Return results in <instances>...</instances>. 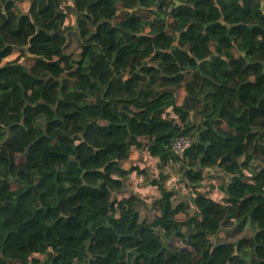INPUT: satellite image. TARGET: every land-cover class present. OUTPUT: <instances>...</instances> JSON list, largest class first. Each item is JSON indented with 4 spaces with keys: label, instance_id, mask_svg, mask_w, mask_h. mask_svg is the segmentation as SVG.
<instances>
[{
    "label": "trees",
    "instance_id": "obj_1",
    "mask_svg": "<svg viewBox=\"0 0 264 264\" xmlns=\"http://www.w3.org/2000/svg\"><path fill=\"white\" fill-rule=\"evenodd\" d=\"M18 1L0 0V264H264L259 0ZM133 146L160 158L151 204L120 195L150 174L124 167Z\"/></svg>",
    "mask_w": 264,
    "mask_h": 264
},
{
    "label": "crops",
    "instance_id": "obj_2",
    "mask_svg": "<svg viewBox=\"0 0 264 264\" xmlns=\"http://www.w3.org/2000/svg\"><path fill=\"white\" fill-rule=\"evenodd\" d=\"M258 2H260L261 6L264 7V0H259ZM70 3H72V0H66V2H65V4H70ZM31 5H32L31 0H20V1H18V7L21 9V11L26 12V13L30 12ZM122 9L124 10V8H122ZM157 9H158L157 6L142 7V6L138 5L134 9H130V10L131 11L135 10L137 12V14L140 15V17L143 19H146L148 21H155V19L157 18ZM120 11H121V7H118V13L124 12V11H121V12ZM72 14H74L73 11H72ZM79 52L77 54H79ZM26 64H29V62H26ZM154 64H156V61H154ZM29 66H31V67L34 66L33 62L31 64H29ZM76 68H77V65L75 66V68L73 70H75ZM61 95L64 96V92H61ZM167 111L169 113L172 112V108H169ZM190 118H191L190 123H195L196 125L202 124V119H203L202 115H200V114H194L193 115L191 113ZM141 151L142 150L133 146L131 148L130 158L133 159V157H135L134 161L136 163H139L140 167L149 168L150 169L149 172L153 173L156 170V167L159 165L160 158L158 156L153 157L150 154H147L146 153L147 151H142V152ZM142 153H144L143 156H142ZM128 161L126 160L124 162V167L126 169H129L128 168V165H129ZM165 173H167L166 170H165ZM167 176H168L167 177V183L168 184L166 183V186L170 189H175L176 191H179L177 189V185L179 186V185H181V183H179L178 180L175 179L174 175L167 173ZM146 178L148 179V181L145 182L147 184L145 187H139L138 183H133L132 179L129 178L128 181L125 182L124 188L122 189L120 195L122 197H128L132 193H137L139 195L145 196L148 199V202L150 203L152 196L149 194L152 193L153 196L159 195V190H158L156 185H153L151 183L152 178H148V177H146ZM138 181H139V179H138ZM174 181L175 182L177 181V185L173 186V184H171V183H174ZM204 183H203V185H204ZM203 185L201 187H199V191H201V189H203ZM207 190H208V188H207ZM222 193L225 194L223 191H222Z\"/></svg>",
    "mask_w": 264,
    "mask_h": 264
},
{
    "label": "rangeland",
    "instance_id": "obj_3",
    "mask_svg": "<svg viewBox=\"0 0 264 264\" xmlns=\"http://www.w3.org/2000/svg\"><path fill=\"white\" fill-rule=\"evenodd\" d=\"M121 5V4H120ZM119 5V7H121V11H123V7L122 6H120ZM120 11V12H121ZM122 13V12H121ZM121 17H119L118 18V20L120 19ZM78 56H79V54H78ZM32 62H29V64H31ZM66 75H68V76H71V77H74L75 76V70H70V71H68L67 73H66ZM28 79L32 82V84L34 85L35 83H38V81H37V79L36 78H34L33 76H31V75H29V77H28ZM53 93H59L60 95L59 96H61V92H63V90H62V87H55L54 89H53V91H52ZM55 125H59V126H64V125H66V121L64 120V118L63 117H58L56 120H55ZM142 152V151H141ZM147 154H150L148 151L146 152ZM143 154L144 153H142V156H143ZM20 158H22V156L20 157ZM129 160V161H128ZM127 161H128V163H129V165H128V168H131V167H133V166H139L140 164L139 163H136L134 160H135V157H133V159H131V158H129ZM173 164H174V162H173ZM169 165V166H167V167H165L164 168V172H165V170H166V172L167 173H169V174H172V175H174L175 176V179L177 178V179H179L180 178V172H179V167H180V163H177L176 165ZM156 167V166H155ZM150 171V169L149 168H147V172L148 173H151V172H149ZM160 167H159V165L156 167V170L153 172V173H151L152 175L154 174V175H157V177H159L160 176ZM166 173V174H167ZM140 174H144L143 175V177H144V179L145 180H143V181H138V179H139V175ZM150 174V175H151ZM148 175V178H150V176H149V174H147ZM147 175L145 174V173H140V171H137V170H133V173L131 174V177H129V178H131L132 179V182L133 183H138V186L139 187H145L147 184L145 183V182H147L148 181V179L146 180V177H147ZM128 178V179H129ZM128 179H127V181H128ZM137 181V182H136ZM168 184V183H167ZM171 184H173V186L174 185H177V181L175 182L174 181V183H171ZM172 186V185H171ZM170 186V187H171ZM207 188L209 189L210 188V186L208 185V181H206L205 183H204V185H203V189H201V191L202 192H206L207 191ZM177 189L179 190V191H177V194L179 195V197H178V199L177 200H179V199H181V198H184L185 196H187V195H189V190L187 189V188H183V186L182 185H177ZM149 195H151L152 196V199H151V202H152V200L154 199V197L155 196H153L152 195V193L151 194H149ZM151 202L149 203V204H151ZM117 214H118V212H117ZM252 229H251V227H247V231L249 232V233H251L252 231H251ZM225 232V231H224ZM225 234H227V235H230L231 234V231H228V232H225ZM179 243V242H178ZM42 259H45V257L44 256H42Z\"/></svg>",
    "mask_w": 264,
    "mask_h": 264
},
{
    "label": "built area",
    "instance_id": "obj_4",
    "mask_svg": "<svg viewBox=\"0 0 264 264\" xmlns=\"http://www.w3.org/2000/svg\"><path fill=\"white\" fill-rule=\"evenodd\" d=\"M191 144H192V138L187 134H182L176 137V139L173 142L172 149L175 151L176 154L183 156L186 150L191 146ZM177 163H180V161L175 160L174 165H176ZM143 175L144 174L139 175L140 181L145 180Z\"/></svg>",
    "mask_w": 264,
    "mask_h": 264
},
{
    "label": "water",
    "instance_id": "obj_5",
    "mask_svg": "<svg viewBox=\"0 0 264 264\" xmlns=\"http://www.w3.org/2000/svg\"><path fill=\"white\" fill-rule=\"evenodd\" d=\"M29 147H30V146H28V148H27V152H28V150H29Z\"/></svg>",
    "mask_w": 264,
    "mask_h": 264
}]
</instances>
